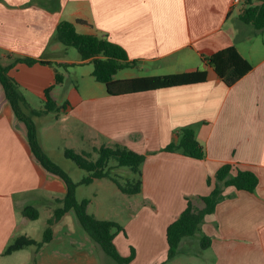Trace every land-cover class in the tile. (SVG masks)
<instances>
[{
  "label": "crops",
  "instance_id": "1",
  "mask_svg": "<svg viewBox=\"0 0 264 264\" xmlns=\"http://www.w3.org/2000/svg\"><path fill=\"white\" fill-rule=\"evenodd\" d=\"M247 1L0 0L1 63L8 66L20 58L50 63H18L10 77L29 103L44 102L52 86V99L58 105L69 103L57 115L35 118L47 154L53 159L69 149L95 160L96 149L120 145L146 155L140 193L125 194L108 178L77 190V197L80 190L88 197L81 200H88L90 215L123 228L114 242L123 257L135 250L131 264H264V41L239 19ZM262 1L253 0V5ZM62 21L74 23L80 34L106 37L125 49L134 64L119 71L117 80L205 70L207 81L109 95L92 75V63L58 41ZM233 46L252 70L228 85L205 59ZM57 74L63 76L62 83H56ZM184 127L194 128L205 159L161 151ZM228 163L254 172L259 179L256 191L227 189V197L194 235L197 242L203 235L209 237L211 245L187 252L186 238L182 253L168 260L167 228L188 201L196 209L205 207L202 198L211 193L217 171ZM66 193L64 181L34 159L25 127L0 85V264H108L106 253L73 211L52 226V239L39 251L27 247L4 255L19 236L40 241L33 225L42 218L40 209L48 207L47 227L54 201L63 200ZM99 196L117 198L120 204L100 203L93 212L92 197ZM31 205L40 212L37 220L22 214Z\"/></svg>",
  "mask_w": 264,
  "mask_h": 264
},
{
  "label": "trees",
  "instance_id": "2",
  "mask_svg": "<svg viewBox=\"0 0 264 264\" xmlns=\"http://www.w3.org/2000/svg\"><path fill=\"white\" fill-rule=\"evenodd\" d=\"M245 6V10L239 17L240 21L254 27L257 35L264 33V1L254 6L253 0H248ZM79 22L84 23V21ZM57 39L65 47L75 48L82 60H89L92 63V75L97 82L105 85L108 94L112 96L203 83L208 78L207 71L197 70L182 74L117 80L115 76L119 71L134 64L129 60L124 48L111 42L106 37L80 34L77 32L75 24L69 21H62L58 25ZM205 61L228 85L240 80L252 70V65L234 46L207 57ZM18 63L27 65L50 63L32 58H20L16 59L14 63L4 66L0 61V85L16 118L25 127L27 141L34 159L47 173L58 176L64 181L67 193L63 200L56 202L53 217L48 221V226L41 241L19 236L6 249L4 255H10L27 247H34L36 251H39L52 239V226L60 221L66 213L73 211L82 228L105 253L113 258L117 264H130L135 257V250L132 248L131 255L123 257L114 242L116 235L122 232L123 228L113 221L98 220L90 215L87 211L88 201L78 200L77 190L79 186L90 184L95 179L108 178L125 194L136 195L140 193L142 190L141 166L146 160V155L137 154L125 147L116 145L112 148L101 147L96 149L97 158L92 160L87 155L76 154L74 151L66 149L64 151L65 157L72 160L78 168L89 173L81 182H73L71 177L53 162L42 147L39 139V126L35 121V118H39L43 114L65 111L69 103L59 106L51 97V91L54 87L52 86L46 89L44 93L45 108L40 110L33 108L27 101L19 84L9 75L10 69ZM63 80V76L57 74L56 83H62ZM161 151L177 152L197 160L206 158V150L197 140L193 127L181 128L176 134V140L161 149ZM121 168H128L133 177L124 182L122 176L118 174ZM258 184L259 179L252 171L242 170L230 163L221 166L216 173L215 185H213L211 193L202 198L205 207L201 210L196 209L188 201L187 207L180 217L167 228V242L169 245L167 259L173 260L182 253L180 248L182 241L200 231L206 217L212 215L217 205L227 197L225 194L227 189L254 193ZM208 185L212 186V179H208ZM22 214L30 220H37L40 216L38 209L32 205L24 207ZM210 245L211 239L203 235L200 241L201 249L205 250Z\"/></svg>",
  "mask_w": 264,
  "mask_h": 264
},
{
  "label": "rangeland",
  "instance_id": "3",
  "mask_svg": "<svg viewBox=\"0 0 264 264\" xmlns=\"http://www.w3.org/2000/svg\"><path fill=\"white\" fill-rule=\"evenodd\" d=\"M257 36H259V41H264V33L258 34ZM254 40L256 42H258L257 39H254ZM69 49H70V51L72 53H74L75 56H79V53H78V51L75 48H69ZM83 71H86V69L82 70V72ZM73 77L74 76L71 77L72 78L71 81L72 80L75 81V78H73ZM66 80H67L66 82H68V79L67 78H66ZM60 103L61 104L59 106H63L67 102L65 100L63 103L62 102H60ZM30 104H31V106L33 108H35L37 110H40V109H44L45 108V103L44 102L41 103L38 100H34ZM54 114L57 115L56 113H54ZM43 115H47V114H43ZM39 130H40V126H39ZM56 131L62 133V130L59 127L56 128ZM63 131H65V129ZM61 151L62 152H60L55 157H53L52 160H53V162L55 164H57L58 166H60L71 177V179L73 180V182L78 183L83 178H85V177H87L89 175L88 172H86V171L81 170L80 168H78L77 165L72 160H69L68 158H66L65 155H64V150L63 149ZM76 154H79V153H76ZM125 171H127V172H125ZM118 174H120L122 176L124 182L128 181V179H131L132 178L131 175H133L128 168H121V170H120V172H118ZM81 187H83V189L86 188L85 186H81ZM91 193L96 194L97 191L94 190ZM77 198H78V200H81L82 198H88V197H86L85 194L83 195L82 194V190H80V192H78V197ZM92 200H93V202L91 203V211H93V212H96L97 211V208H98V206H99L100 203H106L108 205H113V203H115L117 206L120 204L119 203V200L117 198H113L112 201H109V199L106 200V198H102V197L99 196L97 198L92 197ZM88 204H89V202H88ZM55 205H56V201H54L53 207ZM40 211H41L42 218H41V220L39 222H34L35 224H33V225H36L37 232H38L39 238H40L39 240L41 241L43 239L44 231L46 229L45 222H46V217H47L46 214H47V211H48V207L44 205V207H42V209H40ZM196 237H198V236H192V237L187 238V242H186V246H185V250L187 252H194V251L201 250L200 241L197 242L198 241V238H196ZM9 246H7L6 249ZM106 261H107L108 264H117L115 262V260L113 258H111L107 253H106ZM131 262H130V264H131Z\"/></svg>",
  "mask_w": 264,
  "mask_h": 264
},
{
  "label": "built area",
  "instance_id": "4",
  "mask_svg": "<svg viewBox=\"0 0 264 264\" xmlns=\"http://www.w3.org/2000/svg\"><path fill=\"white\" fill-rule=\"evenodd\" d=\"M235 2H236V3H240V2H241V0H235Z\"/></svg>",
  "mask_w": 264,
  "mask_h": 264
}]
</instances>
